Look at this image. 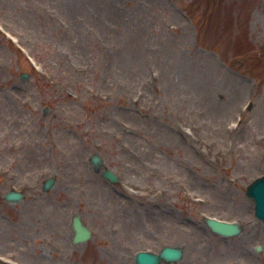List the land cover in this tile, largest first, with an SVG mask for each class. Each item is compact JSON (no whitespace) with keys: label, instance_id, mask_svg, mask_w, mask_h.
<instances>
[{"label":"rangeland","instance_id":"obj_1","mask_svg":"<svg viewBox=\"0 0 264 264\" xmlns=\"http://www.w3.org/2000/svg\"><path fill=\"white\" fill-rule=\"evenodd\" d=\"M263 176L264 0H0V264H264Z\"/></svg>","mask_w":264,"mask_h":264},{"label":"water","instance_id":"obj_2","mask_svg":"<svg viewBox=\"0 0 264 264\" xmlns=\"http://www.w3.org/2000/svg\"><path fill=\"white\" fill-rule=\"evenodd\" d=\"M22 80L27 78V75L22 74ZM91 162L95 166L97 172H101L103 168V161L98 154L91 157ZM102 177L107 179L110 183H119L118 177L113 171L106 168L102 172ZM55 185V178H50L44 185V192L51 190ZM246 195L251 198L255 203V214L258 220L264 222V177L258 178L251 183ZM5 199L9 202L18 203L24 199V195L20 192L10 191L5 195ZM207 224L210 228L223 236L231 237L238 236L242 232V227L237 224L221 223L211 219L207 220ZM73 229L75 231L74 243H85L92 238L91 230L82 222L81 217L76 215L73 218ZM184 249L182 247L167 246L161 250L159 254L152 252H139L135 257L136 264H161L175 263L183 259Z\"/></svg>","mask_w":264,"mask_h":264}]
</instances>
